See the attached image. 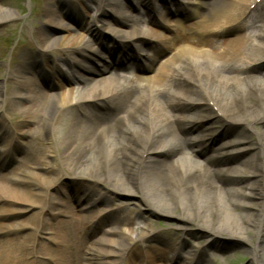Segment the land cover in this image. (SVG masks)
<instances>
[{
  "label": "bare ground",
  "instance_id": "obj_1",
  "mask_svg": "<svg viewBox=\"0 0 264 264\" xmlns=\"http://www.w3.org/2000/svg\"><path fill=\"white\" fill-rule=\"evenodd\" d=\"M135 1L149 15L161 17L165 9L169 16L189 14L201 22L190 31L181 25L172 40L161 38L149 53L142 38L159 35L137 28L122 37L134 16L119 0H44L35 14L37 25L31 23L34 45L23 29L15 67L8 63L3 74L9 99L4 112L13 123L0 121V143L6 145L0 153V264H210L208 245L184 259L186 245L173 242V235H158L148 225L134 230V221L146 222V217L128 214L129 205L104 196L101 185L113 195L138 197L151 214L195 223L212 237L246 242L252 264H264V72L255 66L264 60V29L244 34L264 19V0H169L160 7L155 0ZM13 5L0 0V24L16 18L1 8ZM76 5L94 15L78 21L80 15L70 13ZM163 23L153 22L170 31L169 22ZM94 25L124 39L116 50H107L110 64H99L106 49ZM183 43L187 46L174 50ZM132 46L131 57L120 55V47ZM170 51L173 55L153 77L135 74L139 79L120 83L116 76L130 60L149 72ZM27 72L28 78L19 77ZM72 72L79 75L77 91L61 83L72 86L66 78ZM56 87L65 90L57 95ZM119 112L122 118L115 119ZM215 124L222 134L235 128L245 137L222 157L202 149L221 137L204 133ZM39 137L47 142L45 151ZM31 141L39 147L34 158H29ZM18 155L30 159L35 171L12 178L3 174ZM62 174L82 183L74 196L59 184ZM6 201L19 206H5ZM252 201L258 202L256 210H250ZM104 202L109 211L97 207ZM20 217L32 219L29 234ZM53 223L59 230L50 239ZM69 224L74 232L64 240L60 234ZM117 225L123 228H113ZM111 226L107 245L95 240L102 236L100 229ZM46 241L62 245L61 254Z\"/></svg>",
  "mask_w": 264,
  "mask_h": 264
},
{
  "label": "rangeland",
  "instance_id": "obj_2",
  "mask_svg": "<svg viewBox=\"0 0 264 264\" xmlns=\"http://www.w3.org/2000/svg\"><path fill=\"white\" fill-rule=\"evenodd\" d=\"M5 2L6 0H2ZM11 2H14L13 8H7V7H1L5 10H10L15 14V19L11 20L10 22L0 24V87L2 88L3 94H0V121L6 122V125L11 126L12 120H10V117L7 113L4 112V105L7 104L9 99L4 95V90L6 88V85L3 81V74L7 71V65L9 67H15V57L17 55L15 54L17 51L19 52L20 47L23 45L22 39L23 29H26L27 34L29 35V42L31 45H34V39L30 36V33L32 32V24L34 23L37 25L35 14L37 13V8H42L44 6V0H8ZM123 4L125 3V0H119ZM157 4H162L164 0H156ZM88 11V10H87ZM144 13L143 9H139L138 13ZM93 12L91 13V15ZM85 15V14H84ZM137 16V13L134 14ZM139 15V14H138ZM264 25V21H259L257 26L262 27ZM174 28V25L173 27ZM246 32H250V30H247ZM257 69L261 72H264V62L260 66L257 67ZM29 76L28 74H25L24 76H19L20 78H27ZM16 80H19L18 78ZM21 80V79H20ZM14 111L20 110L17 107H13ZM5 124V123H4ZM215 127V125H214ZM235 128H231V130L227 133V136L222 138L220 140H231L230 144H226L223 146H218V148L215 150L214 153H212L213 156H215L217 153H224L225 151H228V148L231 146V143L234 140H243L245 137L237 136L235 134ZM210 133L216 134L217 131L213 128V131ZM193 136V134H190ZM41 144V149L45 151V147L47 144L45 138L39 137L37 139ZM22 142H26V139H22ZM36 141H31V148H29V152L31 156L29 158H34L36 154H38V148L36 146ZM226 148V149H224ZM4 149L3 143H0V151ZM42 152V151H41ZM43 155V154H42ZM30 159H26L22 155H18L16 157V162L14 160V163H11L4 169V171L7 172L11 168L10 174L18 173V171L26 166H29ZM233 168L240 169V171H244L245 168H240L237 166V164L232 165ZM242 173V172H240ZM68 175L70 173L68 172ZM233 178H236L238 176L233 175ZM49 177V175H48ZM52 179L56 178V173H53L50 175ZM59 184L61 187L68 190L70 196H74L73 191L75 188L82 186V183L79 181H72L70 178L67 177L66 174H62L59 177ZM50 188V187H49ZM47 188V189H49ZM236 188V187H235ZM48 191L49 193H54L52 188ZM99 190L101 192L105 193L107 196H110L111 198H114L117 203L129 205L127 212L128 214H140L141 216L146 217L147 221L144 222L141 219H138L134 221V227L139 228L143 227L145 225H148L154 233H158L164 236H167L169 238L170 235H173L174 239L172 238L173 242H184L186 247L183 251V255L187 256L189 252L196 250L197 247L202 245H208V259H210V264H252L251 255H250V248L246 242L244 243L241 240L230 238L221 235H215L214 237L211 236L209 231L202 230L196 227L195 223H183L180 219H177L174 216H166L158 213H149L148 209L145 207V205L140 202L138 197H130L125 195H113L111 192H108L103 185L99 186ZM243 202H246L243 201ZM257 203L255 201H252L250 205V210H256L257 209ZM11 208H16L19 205L15 204L13 202H6L5 206H9ZM105 204H101L100 207L104 206ZM27 217H20L19 223L22 222L26 225V231L25 234L31 232V228L33 227L32 219H26ZM28 228V231H27ZM50 231L53 232L55 229V224L49 227ZM55 231V230H54ZM158 237V236H157ZM246 235L244 236V241H246ZM157 242L156 240H154ZM153 241V242H154ZM154 242V243H155ZM254 240H250V245H254ZM157 245V243H155ZM158 246V245H157ZM29 251L26 250V254L28 255Z\"/></svg>",
  "mask_w": 264,
  "mask_h": 264
}]
</instances>
